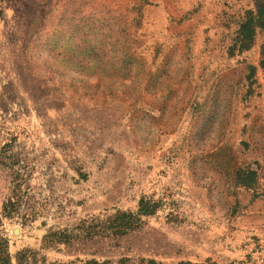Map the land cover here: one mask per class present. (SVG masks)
Masks as SVG:
<instances>
[{"label":"rangeland","instance_id":"1","mask_svg":"<svg viewBox=\"0 0 264 264\" xmlns=\"http://www.w3.org/2000/svg\"><path fill=\"white\" fill-rule=\"evenodd\" d=\"M2 244L264 264V0H0Z\"/></svg>","mask_w":264,"mask_h":264},{"label":"trees","instance_id":"2","mask_svg":"<svg viewBox=\"0 0 264 264\" xmlns=\"http://www.w3.org/2000/svg\"><path fill=\"white\" fill-rule=\"evenodd\" d=\"M14 204H11V206H4L3 207V213L10 215V210L13 209ZM143 207H141L140 211H143ZM139 214H141L139 212ZM120 219H125V221H120ZM114 223H117L116 226H113L112 229L114 231L111 232L114 237H123L128 235L130 232H133L137 229H139L140 224L139 220H137L135 217L132 218V215H126L122 214L121 216H117L114 220ZM119 222V223H118ZM108 230V229H107ZM66 235L64 233H53L46 236L45 241H47L49 244H52L51 242L60 243L62 240L66 241ZM64 241V242H65ZM32 252H22L18 253L16 256V264H35V260L32 257ZM0 264H12L11 258L9 256V253L7 249L4 247V244L0 246ZM66 264H112L111 262H99L96 260H83V261H75V262H69Z\"/></svg>","mask_w":264,"mask_h":264}]
</instances>
